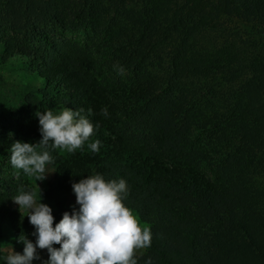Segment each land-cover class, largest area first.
Instances as JSON below:
<instances>
[{
  "label": "trees",
  "instance_id": "16d2710c",
  "mask_svg": "<svg viewBox=\"0 0 264 264\" xmlns=\"http://www.w3.org/2000/svg\"><path fill=\"white\" fill-rule=\"evenodd\" d=\"M77 1L66 13L62 0H0L1 61L22 56L27 70L43 81L26 109L37 125L0 124L1 168H13L9 149L14 141L41 139L37 111L83 109L98 125L91 140L101 142L100 150L93 153L85 145L74 153L51 151L56 192L46 191L44 197L55 204L54 223L75 206L67 207L58 193L73 194V182L100 173L105 179L127 181L124 203L151 229V246L137 258L138 264L149 257L153 264H264V191L255 185L264 174V56L251 58L221 47L207 54L199 45L202 31L216 19L235 15L251 22L264 50V0H131L139 32L121 36L108 52L130 75L118 81L99 77V63L85 49L68 43L27 48L17 42L19 34L46 42L50 32L64 28L66 14L72 16L73 27L91 28L96 9L112 2ZM146 42L154 49L170 47L158 74L150 67L155 55ZM245 59H251V67ZM244 68L250 71L222 114L218 133L225 149L210 176L186 149L187 126L202 97H187L184 82L208 77L213 70L236 75ZM33 188L26 179L0 177V238L9 225L16 241L27 235L34 242L28 217L10 205L20 190Z\"/></svg>",
  "mask_w": 264,
  "mask_h": 264
},
{
  "label": "rangeland",
  "instance_id": "374dc122",
  "mask_svg": "<svg viewBox=\"0 0 264 264\" xmlns=\"http://www.w3.org/2000/svg\"><path fill=\"white\" fill-rule=\"evenodd\" d=\"M62 1L64 6L61 10L66 13L70 8H74L78 4L77 0ZM134 1L136 2L137 0ZM108 4L110 5L103 4L99 9H96L99 13L94 18L95 22L91 28H80L81 26L79 25L73 27L74 24H71L72 16L66 14L64 28L58 27L54 32H50L46 37L48 40L46 42L44 40V43L32 41V37L28 34L25 35L27 37L26 40L20 34L15 36V38L19 39L17 42L20 45L27 48L41 46L49 49L53 45L64 46L68 43L75 48L85 49L84 51L92 54L93 58L98 61L99 65L96 67V70L99 73V77L109 76L116 81L124 77L129 79L130 75H127L125 70L123 75L120 74L118 69L121 67L109 59L108 52L119 44L121 36L128 35L134 37L137 35L139 32V20L136 13L131 9L134 6L131 0H112ZM112 7L119 8L115 14L111 11ZM252 27L251 22H247L235 15H222L210 27L202 31L199 45L203 53L207 54L215 53V50L221 47V49L227 48L229 52L243 53L246 56H251V58L255 54L264 56V50L259 48V43L257 42L261 36L257 35L254 30L255 28ZM13 32H10V36L14 35ZM146 47L149 51L154 49L147 42ZM168 49L170 47L166 46V44L154 49L155 63L153 62L152 66H150L151 69H154V73L158 74L166 66V53H168ZM3 50L4 46L0 43V54L3 53ZM250 60H246L247 66L251 65L249 64ZM27 66L22 56L19 55H14L5 62L0 59V124L2 125H8L12 122L37 125L36 119L26 112V109L31 99L30 95L32 92L34 93V88L41 86L43 81L36 74L30 73L27 70ZM249 71V69L244 68L237 70L236 75H227L226 70L218 69L213 70L214 73L208 77L199 79L190 78L184 82L186 89L184 92L187 97H191L190 99H194L198 95L202 97L196 106L194 116L191 117L190 123L187 126L185 145L190 155L196 159L199 168L207 175H215L216 171L213 166L216 165L215 163L219 157L224 154V144L226 142H222L218 133L224 109L234 95V90L237 88L238 83ZM36 94L39 96L38 93ZM64 108L58 107L52 111L58 113ZM58 151L63 154L67 152L60 149ZM47 170L54 171V167L48 165ZM53 174L54 172L49 173L45 180L37 181V184L41 189V202L49 205L54 212L56 209L54 202L44 197L46 191L51 193L56 192L53 184ZM0 177H7L13 181H17L20 178L26 179L34 188L36 187L34 177H29L21 170L14 168H1L0 166ZM257 177L260 178L255 181V185L259 190L264 191V174ZM58 195L64 200L67 207H72L75 204V196L73 194L58 193ZM10 205L12 208L18 210L19 206L12 200L10 201ZM22 214L26 215L24 212ZM140 224L141 226H147L141 221ZM56 247H59V245H56ZM13 249L16 252L23 251L21 245L18 244L14 237L12 228L9 225H5L3 236L0 238V250H3L2 254L6 255ZM144 251L145 249L139 250L136 254L137 258ZM40 255L43 260L48 258L46 250H41ZM0 264H3L2 260H0ZM33 264H41V261H33Z\"/></svg>",
  "mask_w": 264,
  "mask_h": 264
},
{
  "label": "clouds",
  "instance_id": "9594fccd",
  "mask_svg": "<svg viewBox=\"0 0 264 264\" xmlns=\"http://www.w3.org/2000/svg\"><path fill=\"white\" fill-rule=\"evenodd\" d=\"M118 70L123 75L124 69ZM101 111L108 116L107 108ZM82 113L83 109L68 107L58 113L37 111L41 139L37 143L16 140L10 145V165L36 181L35 188L20 190L11 198L19 212L26 213L35 240L20 235L17 242L23 244V251L13 249L3 255L0 250L3 264H33L37 260L41 264H138L137 252L151 246V229L141 226L138 216L124 203L129 194L124 178L105 179L95 173L73 182L75 206L55 223L52 208L41 202L37 181L54 172L47 170L54 162L52 150L74 153L85 145L93 153L100 150L101 142L91 140L98 125ZM40 250H46V260ZM144 264H153L152 259Z\"/></svg>",
  "mask_w": 264,
  "mask_h": 264
}]
</instances>
